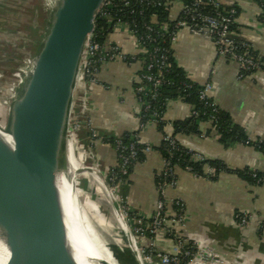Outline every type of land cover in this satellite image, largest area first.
Returning <instances> with one entry per match:
<instances>
[{"label":"crops","instance_id":"1","mask_svg":"<svg viewBox=\"0 0 264 264\" xmlns=\"http://www.w3.org/2000/svg\"><path fill=\"white\" fill-rule=\"evenodd\" d=\"M221 2L238 6L239 32L264 64L260 3L256 0ZM178 14L179 10L172 13L173 17ZM124 27L118 31L117 25L107 42L116 43L125 54H143L142 44L126 25ZM173 48L177 63L187 75L200 85L210 84L208 94L214 102L229 113L251 139L264 141L263 69L244 73L243 66L220 53L210 37L188 28L177 31ZM143 67L142 60L132 63L120 58L110 60L102 64L96 80L80 82L77 86L72 113L75 144L78 150L85 149L86 143L92 144L95 162L106 177L118 164V155L116 148L103 137H119L141 127V107L134 85L140 82ZM191 113L192 106L187 101L170 100L164 114L168 129L171 131L174 121L184 120ZM200 128L201 134H179L177 138L206 158L223 161L231 171H223L212 179L178 169L176 183L165 193L170 203L169 215L174 214L172 201L184 203L183 222L174 217L167 219L154 237H140V245L144 249L153 248L156 254H173L176 242L167 235L170 227L187 243L194 244L195 256L203 255L195 264H264V182H251L236 172L248 168L264 172V152L243 142L226 147L217 131L210 130L209 122H202ZM140 136L151 144V149L146 152L145 160L135 165L129 178L120 181L114 190L124 209L150 219L160 199L157 175L163 170L165 159L156 147L161 144L163 134L152 122L143 127ZM148 260L150 264H161L154 254Z\"/></svg>","mask_w":264,"mask_h":264},{"label":"water","instance_id":"2","mask_svg":"<svg viewBox=\"0 0 264 264\" xmlns=\"http://www.w3.org/2000/svg\"><path fill=\"white\" fill-rule=\"evenodd\" d=\"M106 1L50 0L47 13L34 8L31 27L25 24L15 29L13 35H8L6 30L0 31L1 48L10 42H20L19 38L27 34L20 43L24 46L33 33L38 45L26 64L16 93L9 100L6 118L0 120V246L3 248L0 252L5 258L3 264H80L63 196L65 182L75 196L74 209L78 211L74 233L77 243L84 249L90 264H100L91 255L97 244L87 232L79 208L76 174L84 168L72 171L69 142L73 132L75 92L96 17ZM43 15L46 23L40 40L38 28ZM5 22L0 21V28L8 26ZM89 150L95 158L94 150L91 147ZM98 173L106 188L113 191L106 175L100 170ZM110 195V201L100 200L107 205L115 203L125 220L127 228L124 230L136 264H143V260L150 264L137 243L122 205L112 192ZM201 260V255H197L192 264Z\"/></svg>","mask_w":264,"mask_h":264},{"label":"trees","instance_id":"3","mask_svg":"<svg viewBox=\"0 0 264 264\" xmlns=\"http://www.w3.org/2000/svg\"><path fill=\"white\" fill-rule=\"evenodd\" d=\"M40 1V0H39ZM260 3L262 12L260 15L261 21L264 23V0H256ZM160 2V3H159ZM227 10H233L234 20L230 25L231 34L237 42L240 53H246L248 57L253 58L259 63V67H243V72L248 74L257 71L258 69H264L263 61L260 59L257 52L252 48L251 44L241 35L237 25V16L239 8L237 5H223ZM205 13H213V8L205 6L202 9ZM183 18V14H180L179 18H174L172 15V6L166 3V0H154V2L138 3L136 0H130V4L126 5L122 0H113V3L109 5L107 3L103 6L100 13L95 20V30L92 38V42H98L101 45V49L96 55V58L106 56L107 51L105 46L109 35L116 28L118 23L123 22L129 24L130 30H132L138 38L144 37V46L147 51L138 55H127L126 61L128 63L142 60L144 67L140 73L142 82H138L134 87L138 85H145L148 90L143 94L145 99L150 103V108L145 110V105H141L140 121L141 127L135 131L128 132L119 137H103L105 142H108L116 148L117 141L120 139L124 144H129L132 140V136L136 137L138 157L136 161L131 163L128 167L127 173L120 171L118 157V164L110 169L107 180L111 186H116L120 181L127 180L130 174L133 172L135 165L138 162L145 160L147 153L145 149L151 146L150 143L142 140L140 133L146 125L149 123H155L157 128L162 132L163 139L161 144L156 147L164 156V159L170 160L171 175L169 181L177 180V170L185 169L196 175L207 176L212 179L217 178L223 171H231V169L221 160H212L209 158L198 159L195 155L198 154L196 150L189 146L182 144L177 136L179 134L195 135L201 134V123L209 122L211 124L210 130H215L219 134L220 141L226 146H230L236 142H243L251 146L262 150L264 152V141L253 140L246 133L245 129L236 124L229 113L221 109L211 97L205 99L201 98V91L204 88L203 85L193 81L186 73L183 67H181L175 58L173 41L178 31L176 26L177 22ZM152 27L154 30H150ZM151 35L155 37V40L148 38ZM159 48V53H166L168 56L167 62L169 66H165L161 69L162 83L158 87H152L144 75L152 74L158 75L160 69L155 66L151 70L148 69V63L150 60V52L155 48ZM159 55V54H158ZM228 57H230L228 55ZM110 61L107 59L105 62ZM103 61H97L96 66L101 68ZM156 94L154 97L153 94ZM182 99L187 101L192 106L191 115L184 120H177L170 126L169 122L165 119L164 114L170 100ZM210 132V131H209ZM172 135L177 140V145L174 150H170L167 141L164 140V136ZM208 168H213L209 171ZM237 174L243 178L251 181L258 182L257 178L264 176V172L256 171L253 169L236 170ZM257 174L255 177L254 174ZM114 175V177H113ZM113 177V178H112ZM112 178V179H111ZM160 180L159 174L157 175V182ZM262 183V182H258ZM165 202V215L167 219L177 217L180 213H185L184 207L182 210V204L174 200L171 202L174 214H168V205L170 204L166 197L163 198ZM184 204V203H183ZM130 217L139 218L132 211H127ZM141 218V217H140ZM150 219H143L142 224L145 226L150 223ZM155 233L147 231V237H154ZM167 235L171 237L176 244L180 237L173 228H167ZM190 253L187 255L186 251ZM147 254H156L153 248H148L145 251ZM197 253V248L193 243H187L177 254L180 259L179 264H189Z\"/></svg>","mask_w":264,"mask_h":264},{"label":"built area","instance_id":"4","mask_svg":"<svg viewBox=\"0 0 264 264\" xmlns=\"http://www.w3.org/2000/svg\"><path fill=\"white\" fill-rule=\"evenodd\" d=\"M136 1L138 3L154 2V0H136ZM122 2H124L126 5L130 4V0H122ZM107 3H109L110 5L113 3V0H107L105 5ZM166 3L168 5H171L172 9L173 7L178 5L179 14L177 17H174L175 19L179 18L180 14H183V18L179 20L176 24V26L178 27V30L181 28H188L192 32L205 34L206 36L210 37L214 41L220 53L227 55V56L229 55L230 58L239 62L243 67H252V66L259 67V63L256 62L253 58L248 57L246 53H240L238 51L239 46L237 42L235 41V39L233 38L231 34V29H230V25L234 20L233 14L235 13V11L234 9L227 10L226 8H224L221 0H166ZM205 6L212 7L214 9L213 13H205L202 10ZM118 24H124L129 28V24L127 23L120 22ZM149 29L152 31L154 30L152 27H149ZM130 31L134 34V36L137 38L139 43L142 44L146 52L147 49L144 46V37L138 38L132 30ZM92 38L89 43L87 58H86L85 64L82 69L79 83L96 80L97 73L99 72V68L96 66L97 61L105 62L107 59L115 60L117 58H120L126 61L127 59L128 54L123 53L121 48L114 42L112 43L107 42L105 46V50L107 51L105 57H102L100 55V57L96 58V55L101 49V45L98 42H92ZM148 38L155 40V37H152L151 35H149ZM159 52H160V49L158 47L150 52V60L148 63L149 70H151L155 66H158L160 69L162 67L170 65V63L167 62L168 60L167 54L165 52L164 53L163 52L159 53ZM161 74L162 73L160 69L158 75L146 74L144 75V78L148 82H150L152 87L155 88V87H158L162 83ZM140 82H142L141 76H140ZM203 86L204 88L201 91V98L205 99L207 97H210L208 94V91L210 90L211 85L206 84ZM147 90H148V87H146L145 85H138L134 87L136 98L140 104V107L141 105L143 106L145 105L144 107L145 110H148L151 106L150 103L143 96V94ZM153 96L155 97L156 94L154 93ZM164 140L167 141L171 151L176 148L177 140L172 135L164 136ZM150 149H151V146H148L145 149V151L147 152ZM116 151L120 159V162H119L120 171L123 173H127L129 165L133 163L134 161H136L138 157L136 137L132 136V140L130 141L129 144H124L122 140L119 139L117 141ZM195 156L198 159L204 158L203 155L199 153L196 154ZM208 170L212 171L213 168H208ZM170 175H171L170 160L165 159L164 168L159 173L160 180L157 182V188H158V192L160 195V199L158 201L156 211L154 215L151 217L150 223L144 226L142 224L143 218L130 217L127 210L124 209V207L122 206L129 221L133 222L132 229L134 233L139 235V237H146L147 231H150L151 233H155L158 229L162 228L165 225L167 221V217L165 215V202L163 198L166 197L165 192L167 188L176 183V181H169ZM254 176L256 177L257 174L255 173ZM257 179H258L257 180L258 182H264V176H261L260 178H257ZM112 187L114 188L115 186H112ZM177 202L178 203L180 202L182 204V210H183V207H184L183 202L181 200H177ZM173 219L183 222V219H184L183 212L180 213L177 217H174ZM185 244H187L185 239L180 237L178 243L176 244L175 252L173 254L157 253L154 255H156V257L159 258V260L161 261V264H179L180 259L177 256V254L181 251V249L184 247ZM142 250H143V253L146 255V257L149 258L152 255V253L147 254L145 252L146 249L142 248ZM189 253L190 251L187 250L186 254L188 255ZM198 255H201L203 259L202 254H198ZM214 259L217 262H221L219 259H216V258ZM191 261L189 262V264H191Z\"/></svg>","mask_w":264,"mask_h":264},{"label":"rangeland","instance_id":"5","mask_svg":"<svg viewBox=\"0 0 264 264\" xmlns=\"http://www.w3.org/2000/svg\"><path fill=\"white\" fill-rule=\"evenodd\" d=\"M36 1L37 0H0V21L2 22L6 21L5 23L8 24L6 28H0V31L6 30L5 32L8 35H13V31L15 29H19L20 27L23 28L25 24H28V27H31L32 25L31 23H33L34 21V17H33L34 8L37 7ZM177 10H178V5L173 7L172 13H175V11ZM121 29H125L124 25L118 24L117 30L121 31ZM26 35L27 34H24L23 36L20 37L21 39L19 38L20 42L18 41H16V43L10 42L9 43L10 46L8 45L6 47L5 45H3L2 48L0 47V95L2 94L0 98L2 97L5 98V102L2 101L3 108L0 109V115H1L0 120H4L6 118L9 100L12 97V95L16 93L19 80L21 79V76L24 74L25 72L24 70H26L27 67L26 64H28L30 57H32L33 53L38 47L37 39L34 33L32 34V38L29 39L24 46L21 45L20 43L23 41L22 38H25ZM14 46L16 47L14 51L16 53L13 52ZM12 79L15 80V82L12 81ZM74 126L75 125L72 124L73 130L75 128ZM86 145H84L85 149L82 148V150L81 149L78 150V147H76L77 156L85 152H87L91 156V158H88L87 161L83 160V158H80L79 160H81L82 165H84L83 163L89 162L90 165L92 166V167H88L87 165L83 166L84 170L77 173L76 175V181H77V186L79 191L78 193L80 199L79 208L81 211V216L84 220L83 223L85 225L86 224L91 225L92 227L91 230L97 236L98 241L105 244V246L109 248V252L119 264H136L134 256L131 252V248L129 246L126 232L120 226V223L117 217L115 216V212H117L115 203L112 205H107L100 200V198H104L110 201L111 200L109 197L111 196L110 192H112L114 197H116L117 199L118 196L113 187H112L113 191L111 190L110 187L109 189H107L104 183H103L104 190H101L102 189L100 188L101 185L98 183V181L95 179L94 175L92 174L93 172L92 168L95 166L101 172L102 170L99 168L97 163L96 165L93 164L95 163V158L89 150V147L93 149L92 144L91 145L86 144ZM102 175H104L103 172ZM105 192H108L109 196H106ZM119 203L122 205L120 201ZM76 214H78L77 210H76ZM129 222L131 223V228H132L133 222L131 221ZM132 232L137 239V243L139 247L142 250L143 247L140 245L139 235L135 234L134 231ZM83 251L84 249H81V252L84 255ZM91 255L100 264H112L109 253L103 249L93 248L91 250Z\"/></svg>","mask_w":264,"mask_h":264},{"label":"bare ground","instance_id":"6","mask_svg":"<svg viewBox=\"0 0 264 264\" xmlns=\"http://www.w3.org/2000/svg\"><path fill=\"white\" fill-rule=\"evenodd\" d=\"M49 3H50V0H37L36 1V5H37V8H39L40 10H42L43 12H45V13H47V11H48V7H49ZM45 23H46V17L43 15V17H41V19H40V22H39V28H38V30H39V32H38V35H39V39L41 40L42 39V37H43V32H44V29H45ZM21 39V38H20ZM22 40H23V38H22ZM12 47V46H11ZM12 52V51H11ZM4 57V56H3ZM6 60V59H5ZM5 69V68H4ZM9 70V69H8ZM12 81H14L15 82V80H13L12 79ZM9 93V92H8ZM2 95V94H1ZM1 95H0V97H1ZM5 95H6V93H5ZM3 98V97H2ZM0 98V109L1 108H3V102L2 101H4L5 102V98ZM5 111V110H4ZM1 116V115H0ZM1 124H2V122H1ZM79 138V137H78ZM78 138H75L76 139V141H77V139ZM82 142V141H81ZM87 144V143H86ZM87 146V145H86ZM85 147V146H84ZM69 149H70V154H71V157H70V159H71V168H72V171H78V170H80V168H82L83 166H88V167H92L91 165H90V163L89 162H87V163H83L84 165H82V162H81V160H79L80 158H83V160H86L87 161V159L88 158H91V156L87 153V152H85V153H83V154H79L78 156H77V153H76V144H75V140H74V133H72V135H71V139H70V142H69ZM86 151V150H85ZM92 154V153H91ZM85 162V161H84ZM94 162V161H93ZM92 162V163H93ZM93 164H95L96 165V162L95 163H93ZM92 164V165H93ZM98 164V163H97ZM87 170V169H86ZM92 174L94 175V177H95V179L98 181V183L102 186H100V188H102L101 190H104V186H103V181H102V178L100 177V175H99V173H98V169L94 166L93 167V172H92ZM77 175V174H76ZM90 177V176H89ZM81 181V180H80ZM84 185V184H83ZM89 185V184H88ZM62 189H63V196H64V201H65V206H66V211H67V215H68V217H69V225H70V229H71V233H72V238H73V241H74V243H75V250H76V254H77V256H78V259H79V261H80V264H90V262L88 261V260H86V258H85V256L82 254V252H81V249L82 248H80L79 247V245H78V243H77V238H76V235H74V233H75V230H76V215H77V217H78V214H76V212H75V209H74V203H73V200L75 199V196H74V194H72V192H71V189H70V186H69V184L67 183V182H65V185L63 186L62 185ZM79 191L77 190V194H78V196H79V193H78ZM110 192V191H109ZM111 193V192H110ZM105 194H106V196H109L108 194V192H105ZM98 195V194H97ZM112 196H114L113 194H112ZM110 197V199H111V196H109ZM79 202H80V200H79ZM101 208V207H100ZM116 209H117V207H116ZM117 211V210H116ZM99 212V211H98ZM104 213V212H103ZM106 214V213H105ZM115 216L117 217V219H118V221H119V223H120V226L123 228V229H126L127 228V225H126V222H125V220L123 219V217H122V215H121V213H119L118 211L117 212H115ZM75 219V220H74ZM86 227H87V232L89 231L91 234V238L93 239V241H96V244H97V246L96 247H93V248H98V249H103V250H105V251H107L108 253H109V255H110V258H111V262H112V264H119L117 261H116V259L111 255V253L109 252V248L108 247H106L105 246V244H103V243H101V242H99L98 241V238H97V236L93 233V231L91 230V225H89V224H86L85 225ZM117 232V231H116ZM0 249H3L1 246H0ZM4 257H3V255H1V252H0V264H3L4 263ZM139 259H141V261H142V258L141 257H139ZM143 264H146L145 262H144V260H143Z\"/></svg>","mask_w":264,"mask_h":264}]
</instances>
